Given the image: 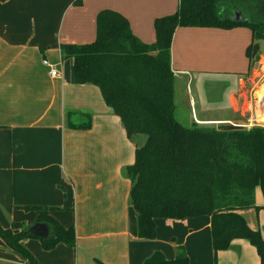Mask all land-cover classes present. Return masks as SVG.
<instances>
[{"label":"crops","instance_id":"obj_1","mask_svg":"<svg viewBox=\"0 0 264 264\" xmlns=\"http://www.w3.org/2000/svg\"><path fill=\"white\" fill-rule=\"evenodd\" d=\"M178 8L179 0H0V224L29 228L50 216L76 232L74 248L59 244L45 251L39 240H24L38 264H143L155 252L174 260L178 246L190 264H214L207 216L157 219L155 239H139L123 171L147 137L129 139L100 90L75 84L73 60H63L60 51L93 42L97 15L105 9L126 17L141 42L154 44L155 20ZM251 41L247 27L176 29L170 58L181 123L264 128V52L261 42L251 68ZM44 59L59 77L50 76ZM85 115L92 118L90 129L71 127L83 124ZM255 203L264 221L260 188ZM249 245L235 240L217 260L233 253L231 264H259ZM0 264L27 263L0 239Z\"/></svg>","mask_w":264,"mask_h":264},{"label":"trees","instance_id":"obj_2","mask_svg":"<svg viewBox=\"0 0 264 264\" xmlns=\"http://www.w3.org/2000/svg\"><path fill=\"white\" fill-rule=\"evenodd\" d=\"M236 13L242 15L241 21L236 20ZM179 27H247L252 41L246 56L252 68L264 42V0H179L176 13L155 20L156 42L151 45L132 33L126 17L105 9L97 15L95 40L62 45L61 57L73 60L75 84L100 90L129 139L138 134L147 137L145 145L136 148L134 163L123 171L131 183L129 204L137 218L139 239H155L157 219L207 216L216 262L233 241L246 240L255 248L259 264H264L262 233L252 229L243 216L245 210L257 209V188L264 196V128L219 131L196 124L188 127L177 119L170 50ZM84 117L83 124L71 127L90 129L92 118ZM38 222L51 226V239L28 234L24 223H13L8 229L0 224V239L27 264L38 262L23 245L26 239L39 240L45 251L59 244L75 247L73 226L65 228L50 216H41ZM143 264L190 261L185 248L178 246L174 260L155 252Z\"/></svg>","mask_w":264,"mask_h":264},{"label":"rangeland","instance_id":"obj_3","mask_svg":"<svg viewBox=\"0 0 264 264\" xmlns=\"http://www.w3.org/2000/svg\"><path fill=\"white\" fill-rule=\"evenodd\" d=\"M262 52H264V42H262ZM226 90V88H219L217 89V92L221 94V96L224 94V92ZM179 91V90H178ZM184 91V89H183ZM216 90L213 89V91H210L211 92H215ZM177 92V90H176ZM186 92V91H185ZM212 95V94H211ZM178 97V96H177ZM204 97L206 98L207 95H204ZM181 107L183 106L182 103L180 104ZM182 121V120H181ZM183 123V122H182ZM183 125H187V124H184ZM201 218H206L205 216H200ZM244 217H245V220L246 222L248 223V225L252 228V229H256V230H260L261 233H262V237L264 238V230H263V224H264V221L262 220L261 218V215H259L258 213H256V211L254 209H249V210H245L244 211ZM174 222H179V221H174ZM248 242V241H247ZM249 243V242H248ZM250 244V243H249ZM249 248L251 250H255V248L252 246V245H249ZM256 252V250H255ZM214 253V252H213ZM257 253V252H256ZM229 254H233V253H227L225 254L226 256L225 257H219V259L217 260V262L215 261V255H213V263L214 264H231V260H230V257H229Z\"/></svg>","mask_w":264,"mask_h":264},{"label":"water","instance_id":"obj_4","mask_svg":"<svg viewBox=\"0 0 264 264\" xmlns=\"http://www.w3.org/2000/svg\"><path fill=\"white\" fill-rule=\"evenodd\" d=\"M236 16H237L236 19L237 21L242 20V15L240 13H236ZM241 128L244 127L228 125V126H220L217 129L219 131H232ZM27 233L41 240H48L51 239L53 236V231L51 229V226L46 222H36L27 229Z\"/></svg>","mask_w":264,"mask_h":264},{"label":"built area","instance_id":"obj_5","mask_svg":"<svg viewBox=\"0 0 264 264\" xmlns=\"http://www.w3.org/2000/svg\"><path fill=\"white\" fill-rule=\"evenodd\" d=\"M43 64L50 68L49 74L51 77H53V78L59 77L60 73L53 67V65H51L49 63V61L47 59L43 60Z\"/></svg>","mask_w":264,"mask_h":264}]
</instances>
